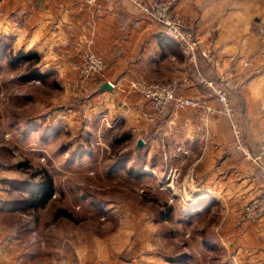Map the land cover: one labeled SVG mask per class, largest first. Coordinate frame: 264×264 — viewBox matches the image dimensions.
I'll use <instances>...</instances> for the list:
<instances>
[{"label": "crops", "instance_id": "obj_1", "mask_svg": "<svg viewBox=\"0 0 264 264\" xmlns=\"http://www.w3.org/2000/svg\"><path fill=\"white\" fill-rule=\"evenodd\" d=\"M175 9L218 58L215 73L234 77L237 89L232 100L240 111L238 121L247 146L256 151L264 127V56L257 34L264 23V0H176ZM12 50L16 58L40 57L37 72L45 78L55 76L65 100L76 106L70 117L86 113L93 121H107L110 130L122 123L137 140L147 137V144L134 148L137 152L154 153L152 138L170 133L166 129L170 124L171 134H177V146L168 152L177 156V188L187 186L188 191L178 192L177 199L192 200L208 213L225 208L217 238L222 245L237 248L235 263L229 264H264V214L241 220L242 209L260 194L258 164L236 149L230 120L217 112V101L197 84L181 44L165 38L162 27L142 15L132 1L97 0L88 5L85 0H0V55ZM88 52L101 56L108 67L77 91L75 84ZM249 59L253 68L245 72L243 63ZM175 77L189 79L192 84L183 92L196 97L201 106L171 109L164 126L157 127L160 116L132 83ZM106 83L112 84V90L103 88ZM166 149L165 145V156ZM7 166L0 163L2 170ZM10 209L0 200V217ZM1 229L0 264H42L34 245H20L18 233L9 235ZM137 252L83 245L51 264H175L163 256L159 245L141 246ZM187 257H177V264L188 263Z\"/></svg>", "mask_w": 264, "mask_h": 264}, {"label": "rangeland", "instance_id": "obj_2", "mask_svg": "<svg viewBox=\"0 0 264 264\" xmlns=\"http://www.w3.org/2000/svg\"><path fill=\"white\" fill-rule=\"evenodd\" d=\"M16 56L13 50L0 55V163L8 165L0 169V200L3 206L26 202L3 213V232L18 233L20 245H34L42 264L64 253L71 256L83 245L122 247L123 254L159 245L175 264L184 255L190 258L186 264L235 263L236 246L217 238L226 209L208 213L192 200L177 199L178 192L188 191L177 188V156L168 153L177 146V134H171L170 124V133L152 138L160 149L155 144L154 153L137 152L147 137L137 140L122 123L110 130L107 121H93L86 113L70 117L76 106L65 100L55 76L37 72L40 58L17 61ZM49 100L53 103L46 104ZM2 148L10 149L11 160ZM44 171L54 177L55 195L46 208L32 209L28 199Z\"/></svg>", "mask_w": 264, "mask_h": 264}, {"label": "built area", "instance_id": "obj_3", "mask_svg": "<svg viewBox=\"0 0 264 264\" xmlns=\"http://www.w3.org/2000/svg\"><path fill=\"white\" fill-rule=\"evenodd\" d=\"M97 0H85L88 5H94ZM139 9L142 15L148 16L152 21L162 27L165 38L174 40L181 44L187 63L193 67L197 84L203 92L218 103L217 112L226 117L231 122V127L238 149L245 159L253 160L258 164L260 172V194L244 208L243 218L252 219L264 213V127L259 136L260 147L257 152H253L245 142L244 131L238 121V109L235 106L232 96L237 89L234 77L217 75L208 77L201 71V60L209 63L214 72L219 64L216 55L209 48L205 47L195 31L188 25L186 19L173 7L175 0H130ZM258 37L260 40V52L264 56V23L258 27ZM106 61L94 52L85 54L84 62L81 65V75L75 84L77 91L81 90L83 83L95 74L103 73L107 70ZM253 68V59L243 63L245 72ZM192 84L189 79H177L176 77L165 82H133L134 90L141 93L147 104L158 115L164 110L198 108L201 106L196 97L184 94L185 86ZM212 111V110H211Z\"/></svg>", "mask_w": 264, "mask_h": 264}, {"label": "trees", "instance_id": "obj_4", "mask_svg": "<svg viewBox=\"0 0 264 264\" xmlns=\"http://www.w3.org/2000/svg\"><path fill=\"white\" fill-rule=\"evenodd\" d=\"M39 58L40 57H37V56L34 57L32 55H29L26 57L16 58V60L17 61L19 60L30 61L32 59H36L38 61ZM201 71L204 75L208 77H216L213 67L209 63H207L204 59L201 60ZM208 71L210 72L209 74L212 73V75L206 74L208 73ZM170 112H171V108H168L160 113V118L158 119L156 123L157 127H161V125H163L166 122ZM152 136L153 134L148 135V137H152ZM2 151H6L9 153V157H8L9 160L13 158V154L11 153L10 149L6 150L5 148H2ZM41 174H42V179L38 187H36L34 190L31 191V195L29 196V199H28V203L32 209L46 208L51 203L55 195L56 183H55L53 175L47 171L41 172ZM25 202H26V199H23V200L18 199L17 201H8L7 203L4 204V207L13 208V207L25 204ZM61 212L64 213L69 218H71L70 213H67L66 211H61ZM216 247H217L216 245H213V249ZM182 257L185 258L186 255ZM221 264H226V263H221Z\"/></svg>", "mask_w": 264, "mask_h": 264}, {"label": "water", "instance_id": "obj_5", "mask_svg": "<svg viewBox=\"0 0 264 264\" xmlns=\"http://www.w3.org/2000/svg\"><path fill=\"white\" fill-rule=\"evenodd\" d=\"M103 88L108 89V90H112V84L106 83ZM142 144H143V140H140L139 141V146H141Z\"/></svg>", "mask_w": 264, "mask_h": 264}]
</instances>
